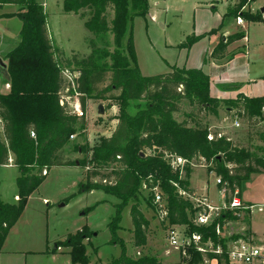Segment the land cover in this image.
Masks as SVG:
<instances>
[{"label":"trees","instance_id":"trees-1","mask_svg":"<svg viewBox=\"0 0 264 264\" xmlns=\"http://www.w3.org/2000/svg\"><path fill=\"white\" fill-rule=\"evenodd\" d=\"M65 13H74L84 20V25L96 37H103L108 31L114 34V51L101 48L95 39H90V56L78 60L73 56L67 64L76 63L80 66L81 75L77 79L79 91L83 94L80 104L85 114L87 104L84 95L94 96L100 100L124 99L127 101H143L148 104L138 119L131 118L124 110L117 117L118 124L109 137H102L94 147L91 164L87 161L65 159L61 151L75 135L78 129L86 128L85 117L72 113L67 104L62 102V74L55 60V53L50 36L47 33V18L43 4L35 0H0L2 4L23 6L26 11L17 14L23 26L20 32L19 45L7 53L9 57L8 75L11 91L0 95V166L10 162L9 153L14 155V165L20 171L17 180L19 199L16 203H4L0 200V251L12 226L18 221L27 205L31 194L45 180L51 167L64 165L86 169V183H80L81 190L93 192L94 189L104 190L121 200L115 204L116 213L110 221L112 243H121L124 252L107 264H160L154 257L142 256L134 258L126 253V245L118 235L122 229V211L132 196L139 191L142 174L153 172L154 181L162 179L161 193L168 205V220L172 225L185 226L186 233L200 234L204 241L212 240L222 246L221 254H203L195 245L182 253L183 263L208 264L218 260L219 264H230L227 238H221L216 232L217 226L222 228L229 220L236 218L232 211L224 210L210 225H197L195 222L198 208L190 198L180 193V188L193 195L190 185L191 170L186 168V179H180V173L174 172L161 156L145 159L141 155L140 162L133 161L130 149L141 151L147 147L163 150L160 154L182 156L188 160L203 157L208 162H215L219 175L226 186L233 190L242 189L252 173L264 171V158L256 152L238 147L227 137L209 140V130L203 126L189 128L173 119L174 113L180 109L179 100L187 99L193 105L198 104L210 115H217L219 109H230L228 115L238 114L250 120H264V96L244 97L225 100L210 96L209 77L198 68L186 69L173 66L172 71L158 75L141 74L134 46L133 19L146 16L150 10L148 0H63ZM244 0L228 10L229 14L237 15ZM242 4V5H241ZM113 13L112 27L107 13ZM247 17V16H246ZM250 20H260L259 16H251ZM243 38L240 33L231 35L226 42H220L213 51L214 56L226 52L233 40ZM199 36H189L185 47H191ZM35 46L37 51L35 50ZM110 59L111 64L100 66L101 60ZM110 83L105 87L99 85ZM113 90H120L118 95H108ZM32 133L35 134L32 137ZM4 135V140L2 139ZM259 139L264 141V130ZM139 160V159H138ZM231 160L234 166L226 164ZM139 164V165H137ZM156 169V170H155ZM44 171L46 173H44ZM104 172H108L107 175ZM113 178L111 185L94 181L96 177ZM158 178V179H157ZM153 188L157 183H149ZM177 184L179 188L175 187ZM241 194V192H240ZM136 198L137 195L135 196ZM154 193L148 197V203ZM138 201L131 205L130 215L134 225V238L137 246H145L147 230L150 225L145 218ZM150 206V205H149ZM163 223V222H162ZM89 228L84 227L74 235L68 236L71 260L74 264H90L87 255ZM57 246V245H56ZM58 247V246H57Z\"/></svg>","mask_w":264,"mask_h":264},{"label":"rangeland","instance_id":"rangeland-1","mask_svg":"<svg viewBox=\"0 0 264 264\" xmlns=\"http://www.w3.org/2000/svg\"><path fill=\"white\" fill-rule=\"evenodd\" d=\"M35 1L43 4L44 9L46 7L47 33L53 44L55 60L63 79V88L61 90L62 100L67 104L69 110L74 113L78 105L80 106L79 101L82 98L78 94L79 86L78 82H76V78H79L81 75V69L78 64H67L66 61L71 60L75 55L78 60L89 57L91 53L89 46L90 39H95L99 47H108L109 50L114 51V34L112 31H108L105 36L96 37L87 30L84 25V20L79 18L78 15L74 13L66 14L63 11L62 0ZM148 1L152 7L150 10L151 15L137 16L132 22L137 62L142 70V75H153L169 71L172 68L171 66L175 64L181 67L184 65H190L192 67L196 65L198 67L201 66L204 52L212 45L210 39L211 33L213 32L211 29L220 20V13L226 7L225 1L215 2L216 8H212L207 3H202L197 7V1L207 0ZM247 3V1H244L240 12L235 16L229 14L226 21L234 17L237 21L242 16L241 25L245 20L253 22L250 20L253 13L251 8L247 6ZM1 5L3 6L0 2ZM19 7H21L19 12L27 10L21 5ZM107 17L112 27L114 17L111 10H108ZM6 18L12 17H9L5 13L3 15L0 14V34L5 36L3 39L0 38L2 47L0 55L6 59L8 68L9 57H7V53L19 45L21 41L20 32L23 24L21 26L18 20L9 21ZM7 25L10 28L5 31L4 29ZM245 30L250 38L249 42L248 39H245L247 41L245 44L248 53L246 57L238 60L237 65L239 67L237 71L233 70V72L241 76L244 92L253 93L257 92L256 74L258 73V76L264 74V45L258 47L255 45L253 25L245 28ZM194 32L201 37L197 41L200 43L191 50L184 45L187 38L192 36ZM239 33L244 38V31L241 30ZM8 35H12L14 38L7 39L6 36ZM228 37L225 38L227 39ZM35 50L37 51L36 46ZM108 64H111L109 58L99 62L100 66ZM7 68L5 70L0 69V72H7L9 74ZM204 68L202 70L205 73L207 67ZM224 77L226 78V76ZM109 83L110 80L107 79L103 85L100 84L99 86L105 87ZM216 86L217 82L214 84V90H216ZM119 93L120 90H113L108 95H118ZM84 97L86 98L87 104L83 116L87 121L86 128L80 127L78 129L74 138H70V141L61 151V155L65 159L77 162L87 161V164L90 165L91 158L94 156V147L101 142L102 137H109L111 135L118 124L117 117L121 111L124 110L131 118L138 119L148 103L145 100L124 101L123 98L119 99V97L109 100H100L94 96L89 97L88 95H84ZM101 104L104 106V114L99 113V106ZM179 106L180 109L173 115V119L176 122L183 123L189 128L203 126L208 128L212 134L221 133L234 140L239 145L238 147L249 149L251 152H256L259 157L264 158V143L258 139L256 131L259 130V127L256 126L254 120L238 114L229 116L227 110L223 108L219 109L217 115H210L204 108H201L198 104L193 105L187 99L179 100ZM237 121L240 124L239 126L236 125ZM129 151L132 155V160L139 163H142L140 162L139 155L147 160L154 156H161L166 164L170 166L171 163V155L167 154L162 156L160 153L163 150L157 147L146 146L141 151L133 149ZM226 165L234 166L235 164L231 160ZM187 167L191 170L190 178L192 185L201 191V194L207 193L212 198L211 200H214L218 204H225V196L220 191L223 189L222 183L218 185L216 183V178H222V176L218 174L215 162H208L203 157L191 159L190 163L185 165V171L180 174V179H186ZM8 170V168L1 170L0 167V200L4 203H16L19 192H17L14 175L13 173H8ZM48 171L49 175L46 176L42 184L28 199L29 202L26 211L18 225L20 229L19 234L13 235L12 241L9 243L11 250H18L21 254V259L17 257V260L22 264H64L63 260L65 258L53 259L48 257L45 251L47 249L49 251L55 250L56 245L58 249L62 247L71 250V247L68 246V236L78 233L84 227H88L90 230L88 234L89 238L85 239L84 242L87 245V255L90 259V264H107L113 262L115 258H118L124 252V247L121 243H112L110 241L112 234L109 224L116 213L115 204H120L121 200L112 194H107L104 190L94 189L91 193L81 190L80 183H86L87 173L86 169L80 168L78 165H59L49 168ZM104 173L107 175L108 172ZM138 173L141 175L140 178L142 181L139 186V191L136 193L139 198H136L135 195L129 199L127 207L122 211L120 223L122 229L117 231L126 245V253L128 256L137 259L142 256L154 257L160 264L164 263L159 257L168 261L178 260V252L180 255L182 252L186 254L187 248L176 249L169 244L167 240V225L162 223L159 216L155 213L153 199L148 203V197L152 191L148 187H143L144 185L147 186V181L149 180V183L156 182L158 185L157 188L161 192L162 179L157 178L158 180L154 181L153 176L156 177V174L153 172L145 174ZM258 175H262V185L264 188V171H262V174H254L252 176ZM3 178L4 181H2ZM112 180L113 178L108 182L107 179H103L100 176L94 178V181L108 185H111ZM200 193L196 191L197 195H200ZM226 199V202H228V196ZM137 201L140 203L139 206L145 218L150 223L146 239V245L148 242L149 245L145 249L146 252L144 254L138 252L146 245L139 246L140 248L136 245L133 232L134 225L130 215L131 205ZM233 214L236 218L229 220L221 228L219 236L221 238H227L229 243L238 238H251L250 218L252 214L241 213L240 215H236L235 212ZM156 251H158V257L153 255ZM166 251H170L171 254L168 255ZM34 252H42L40 255L43 256L34 254ZM182 262L181 259V264Z\"/></svg>","mask_w":264,"mask_h":264},{"label":"crops","instance_id":"crops-1","mask_svg":"<svg viewBox=\"0 0 264 264\" xmlns=\"http://www.w3.org/2000/svg\"><path fill=\"white\" fill-rule=\"evenodd\" d=\"M219 1H222V2L225 1L226 7L224 8V11H222L220 13L221 17H220V20L218 21L217 25L215 27H213V29H211L213 32V33H211V39H210L212 41L211 42L212 45H211V47L207 48V50L204 52V55L202 57V63H201L202 65L199 66L201 68H199L198 65H196L194 67H192L190 65H188V66L184 65L183 67H181V66H178V67L186 68V69L198 68L201 70L205 69L204 67H207V70L205 71V73L210 78V83H211V85H210V96L211 97H215V98H219V99H225V100L235 99L239 95L244 96V97H263L264 96V74L260 75V76H258V73L256 74V76H257L256 77L257 92L252 91L253 93H246L243 90L244 86H243V82H241L242 81L241 76L238 74H234L233 70L237 71V68L239 67L237 65L238 60L246 57V55L248 53L245 43L247 42L246 41L247 39L249 42L250 38L247 35L245 28H248L250 25H253L255 45L257 47L264 45V12L263 11L261 12L262 7H264V0H244V1L248 2L247 6L249 8H251L254 16L260 15V20H258V21L253 20V22H248L247 20H245L242 25L238 20L236 21L234 19L235 17L233 19L230 18L228 21H226V20L228 17L227 16L228 10H230V8H233L234 6H236L237 4H239V2H241L243 0L197 1V3H198L197 7L200 6L202 3H207V4L211 5L212 8H216L215 2H219ZM63 3H64V1L62 0V8H63ZM20 8L21 7H19L18 5H15V4H3V6L2 5L0 6V14L1 15H3V13H5V14H17L19 12ZM151 8L152 7L150 5V10H151ZM150 10L148 13L149 15H151ZM45 12H46V7H45ZM66 14H72V13H66ZM241 17L242 16H240V18ZM6 20H9V21L10 20H18V23H20L21 26L23 24L22 20L18 19L17 17L6 18ZM21 26H20V29H21ZM9 28L10 27L7 25V27H5L4 30L6 31ZM20 29H19V32H20ZM241 30L244 31V33H243L244 38L238 39V40H233L232 42H230L228 44L226 52L224 54H222L220 56H214L212 54L213 51L215 50V47L220 42H224L225 40L227 41L228 38L226 39L225 37L237 34V33L241 32ZM193 35L201 37L200 35H197L195 32L193 33ZM3 37L5 38V36H2L0 34V38L3 39ZM6 37H7V39L8 38H10V39L14 38L12 35H8ZM16 38H15V40H16ZM198 43H200V42H197V41L194 42V44L191 47H189L188 49L192 50V48H194ZM1 49H2V47H1V42H0V50ZM191 50H190V52H191ZM0 58L3 60V62H5V64H7L6 59H4L1 55H0ZM263 64H264V61H263ZM199 65H200V63H199ZM173 66H176V64ZM173 66H171V67L173 68ZM138 67H139V65H138ZM172 68L169 71H172ZM0 69H2L1 66H0ZM140 71L142 74L141 68H140ZM169 71H165V72H169ZM256 71H258V69H256ZM160 73H164V72H160ZM160 73H158V74H160ZM218 73H221V74H218ZM158 74H153V75H158ZM145 76H152V75H145ZM224 76H226V78ZM9 80H10L9 75L7 74V72H2V73L0 72V95L8 94L11 91ZM218 81H223V82H218ZM215 82H217L216 90H214ZM226 110H227V112L233 111L232 108H230V109L228 108ZM252 120H254V123L256 124V126L259 127V130L256 131V134L257 133L261 134V132H263V130H264V120L261 121L259 118H254ZM1 129L2 128H0V131L2 132ZM2 139H4L3 134H2ZM228 139L232 140L230 138H228ZM258 139H259V135H258ZM232 141L234 142V140H232ZM259 141L264 143V141H262L261 139H259ZM9 158H10V162L7 163V165L0 166V167H1V170H3V169L5 170L8 168L9 170L7 172L10 174L13 173L14 178L16 180V184H17V180L21 176L20 171L14 165V155L11 152L9 153ZM48 173H49V171H48ZM48 173H47V176L49 175ZM254 174H262V172L252 173L250 175L251 177L247 181L243 182L242 189H239L241 192L240 197L245 203L264 205V191H263L264 188L262 185V182H263L262 181V175L252 176ZM2 181H4V178L2 179ZM190 187H191V190L193 191L192 194H194V196L199 195V194L198 195L196 194V191H197V193L201 192L196 187H194L192 185L191 178H190ZM17 192H18V186H17ZM202 194H207V193H202ZM17 197L19 199V193H18ZM209 198H210V196H209ZM211 199L212 198H210V201L214 205L215 204L216 205H223L224 204V203L218 204L214 200H211ZM28 202H27V205H28ZM225 202H226V197H225ZM27 205L25 206V211H26ZM24 212H23V214H24ZM23 214L18 219V221L12 226L6 240L3 243L4 245L2 247V250L0 251V263H2V264H22L21 262H19L17 260V257L19 259H21V254L18 252V250H15V249L11 250L9 248V245H10L9 243L12 241L13 235L19 234L20 229H19L18 225L21 221V218L23 217ZM250 220H251V228H250L251 237H254L258 242H260L261 245L264 246V210L254 212L252 214V217L250 218ZM148 245H149V242L147 243V245L145 247H142L141 250H139L138 252L140 254L141 253L144 254V252H146L145 249H147ZM69 252H70L69 249L61 247L59 249L55 248V250H52V251H49L47 249L45 251V254H47L48 257H51L53 259H60L61 257L65 258V260H63L64 264H74L73 260H71V256H70ZM41 253L42 252H36V253L34 252V254H39V255ZM154 253L155 254H153V255H155V256L158 255V251H156ZM166 253L168 255L171 254L170 251H166ZM40 256H43V255H40ZM178 257H179L178 260H175V261L164 260L160 257H159V259L162 260L164 264L165 263L166 264H181V258L182 257H180L179 252H178ZM182 264H186V263L182 262ZM208 264H219V262H218V260H211L208 262Z\"/></svg>","mask_w":264,"mask_h":264},{"label":"built area","instance_id":"built-area-1","mask_svg":"<svg viewBox=\"0 0 264 264\" xmlns=\"http://www.w3.org/2000/svg\"><path fill=\"white\" fill-rule=\"evenodd\" d=\"M238 21L242 23V18H238ZM76 78V82H77ZM79 95L83 94L78 91ZM63 103H65L62 100ZM80 104V101H79ZM69 109V108H68ZM78 116H84L83 110L80 106L76 108L74 114ZM239 126V122L236 123ZM219 137H226L221 133H216ZM32 137L35 136L34 133L31 134ZM209 140L214 139V133L209 132L208 134ZM74 138V135L71 136ZM190 160L184 158L182 156H172L171 155V163L170 166L172 170L179 172L182 174L185 170V165L189 164ZM233 166V165H232ZM232 166L228 165L229 168ZM44 173H46L44 171ZM216 183L221 184L223 189L220 190L225 197L228 196V202H225L224 205H214L211 203L210 198L207 194H200L198 196L190 195L188 192L180 188V193L186 198H190L192 204L198 208L197 216L195 222L197 225H210L215 222L216 217L225 209L235 212L236 215H240L241 213L253 214L256 211H263L264 205L262 204H248L245 203L240 197L239 188H234L232 191L229 190L228 186L223 183L221 177L216 178ZM175 187L179 188L177 184H174ZM144 188L147 186L144 185ZM158 185L156 184L150 190L154 193L153 205L155 206V213L161 219V222L167 225V240L169 244L176 249L180 248H188L192 245H195V248L198 252L203 254L213 253V254H221L223 249L220 244H215L212 240L204 241L201 239L200 234H187L185 226L172 225L168 220V205L165 200L164 194H162L158 190ZM229 193V195H227ZM227 200V199H226ZM216 232L219 234L221 232L220 225L217 226ZM184 253V252H182ZM185 254V253H184ZM227 255H229L230 264H264V246L260 244L254 237L251 238H239L234 240L231 243H228L227 247Z\"/></svg>","mask_w":264,"mask_h":264},{"label":"water","instance_id":"water-1","mask_svg":"<svg viewBox=\"0 0 264 264\" xmlns=\"http://www.w3.org/2000/svg\"><path fill=\"white\" fill-rule=\"evenodd\" d=\"M264 12V7H262V10H261V12ZM0 66L2 67V69L3 70H5L6 68H7V64H5V62H3V60L0 58ZM99 113L100 114H104L105 113V111H104V106L101 104L100 106H99ZM78 163V162H77ZM56 249H58V247L56 246Z\"/></svg>","mask_w":264,"mask_h":264}]
</instances>
